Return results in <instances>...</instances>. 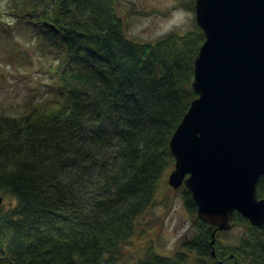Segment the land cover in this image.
I'll return each mask as SVG.
<instances>
[{
    "label": "trees",
    "instance_id": "trees-1",
    "mask_svg": "<svg viewBox=\"0 0 264 264\" xmlns=\"http://www.w3.org/2000/svg\"><path fill=\"white\" fill-rule=\"evenodd\" d=\"M30 30L41 59L38 95L0 112V264H264V224L242 226L236 244L201 221L181 192L192 232L171 256L126 248L138 219L177 190L170 138L197 96L194 29L154 42L126 36L117 0H2ZM192 0L189 9L194 11ZM2 13H0L1 15ZM4 32H10L5 25ZM264 198V175L257 184Z\"/></svg>",
    "mask_w": 264,
    "mask_h": 264
},
{
    "label": "water",
    "instance_id": "water-1",
    "mask_svg": "<svg viewBox=\"0 0 264 264\" xmlns=\"http://www.w3.org/2000/svg\"><path fill=\"white\" fill-rule=\"evenodd\" d=\"M194 12L204 34L197 96L170 138L167 183L191 191L197 217L214 226V256L215 232L229 230L235 213L264 224V0H195Z\"/></svg>",
    "mask_w": 264,
    "mask_h": 264
},
{
    "label": "rangeland",
    "instance_id": "rangeland-1",
    "mask_svg": "<svg viewBox=\"0 0 264 264\" xmlns=\"http://www.w3.org/2000/svg\"><path fill=\"white\" fill-rule=\"evenodd\" d=\"M191 1L117 0V13L127 37L137 42H154L170 32L194 29ZM7 11L6 3L0 0V29L5 25L10 29V32L0 30V112L15 114L22 110L27 98L37 97L44 76L41 68L52 62L41 59L30 30L16 24ZM170 195L139 217V228L126 246L134 256L142 257L149 245L159 254L171 256L192 232V216L184 206L181 192L177 188ZM2 202L13 204L14 200L3 197ZM225 232L223 241L236 244L243 227L232 225Z\"/></svg>",
    "mask_w": 264,
    "mask_h": 264
}]
</instances>
